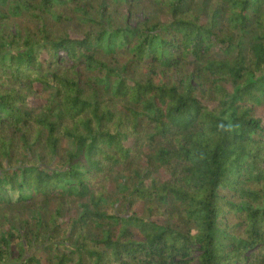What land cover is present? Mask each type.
I'll use <instances>...</instances> for the list:
<instances>
[{"label": "trees", "instance_id": "1", "mask_svg": "<svg viewBox=\"0 0 264 264\" xmlns=\"http://www.w3.org/2000/svg\"><path fill=\"white\" fill-rule=\"evenodd\" d=\"M260 110L264 0H0V263L264 264Z\"/></svg>", "mask_w": 264, "mask_h": 264}, {"label": "rangeland", "instance_id": "2", "mask_svg": "<svg viewBox=\"0 0 264 264\" xmlns=\"http://www.w3.org/2000/svg\"><path fill=\"white\" fill-rule=\"evenodd\" d=\"M122 12H125V9L124 8L122 9ZM138 18L139 19H143L144 18V15L142 13H139L136 19H138ZM132 23H134V22H132ZM48 95H49L48 92H43L41 94V99L38 100V101L45 100L48 97ZM259 113H260V115L264 116V110H260ZM158 176L164 177V173L163 172H160V174H158ZM134 209L136 211H139L141 209V206L140 205H137ZM2 232H3V228L0 226V235H1ZM34 253H36V249L35 248L30 249L29 248L25 252L23 258H21L22 257L21 256V253L19 254V252H17L15 259L10 258L9 260L4 261L3 263H0V264H22V263L25 262V259L27 257L32 256Z\"/></svg>", "mask_w": 264, "mask_h": 264}]
</instances>
